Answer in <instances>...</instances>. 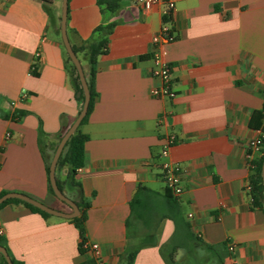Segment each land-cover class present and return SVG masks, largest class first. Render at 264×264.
Returning a JSON list of instances; mask_svg holds the SVG:
<instances>
[{"label": "crops", "instance_id": "0c3cea01", "mask_svg": "<svg viewBox=\"0 0 264 264\" xmlns=\"http://www.w3.org/2000/svg\"><path fill=\"white\" fill-rule=\"evenodd\" d=\"M172 1L175 39L160 46L176 91L170 100L150 95L160 85L151 53L163 3L145 11L137 0H118L111 12L97 0H67L71 47L113 23L106 52L96 59L93 108L78 126L88 137L75 175L89 202L87 246L78 252L70 219L8 203L0 208V238L17 263L124 264L136 245L126 225L130 200L140 185L163 192L159 153L163 138L174 134L168 159L180 167L182 192L175 198L182 218L190 234L216 246L221 257L219 245H225L224 259L214 254L210 264H264V211L251 208L246 190L248 164L260 156L247 143L264 123V0ZM60 14L61 0H0V193L70 212L49 193L46 173L60 132L82 105L65 68ZM76 57L87 77L84 52ZM65 175L66 168L56 173L60 180ZM64 195L77 198L67 188ZM153 204L167 214L161 197ZM154 232L156 245L140 247L131 264H165L159 246L172 238L173 221L161 219ZM90 244L98 245L99 258ZM182 255L178 251L177 259Z\"/></svg>", "mask_w": 264, "mask_h": 264}, {"label": "trees", "instance_id": "16d2710c", "mask_svg": "<svg viewBox=\"0 0 264 264\" xmlns=\"http://www.w3.org/2000/svg\"><path fill=\"white\" fill-rule=\"evenodd\" d=\"M99 6H105V8L111 12H114L118 7V0H97ZM44 8H46L44 6ZM167 18H162V21H166ZM113 27V23L106 25H99L93 31L91 35L90 41L80 47H72L75 55L79 52H84V56L87 58L89 71L87 73L86 83L88 86V90L90 93V99L88 103V108L86 115L82 119L81 124H83L93 108V102L95 98V92L93 88V77L96 71L95 64L96 59L99 55L104 54L106 52L107 43H108V35L110 34ZM173 29V28H172ZM65 68L70 77V80L73 84L74 94L76 100H78L81 104L83 102V92L81 89V85L79 82V78L76 72L75 67L71 63L68 56H66L65 60ZM31 73L35 74V70L31 69ZM264 112V109H263ZM16 114V113H14ZM264 119V113L262 117ZM263 126V125H262ZM261 126V129H262ZM67 130V127H64L58 136V140L62 137L64 132ZM263 136L259 139L260 141V156L258 159H254L249 162V179L248 182L250 184L249 195L251 198V208L258 209L264 211V186L261 178V164H262V155L264 153V129ZM88 139L87 135L83 134L79 128L75 130V132L68 138L66 141L63 150L58 158L56 169H55V178L56 185L58 189L64 194V188H67L69 191L76 192L77 198L71 199L78 208V215L70 221L74 224L76 229L78 230V235L80 238V242L78 245V252H84V244L86 242L85 237V220H86V210L89 207V202L86 201L82 196V190L80 184L75 180L76 171L78 168L83 166L84 163V144ZM57 144L53 147L52 151L56 148ZM51 161V160H50ZM50 161L46 164V173L48 177L49 164ZM62 168H66V175L63 180H60L56 177V173H58ZM48 181V191L50 194H53V191ZM6 192H1L0 196L5 194ZM161 197L163 199L165 208L164 211L167 214L160 213L158 214V206L153 204V201L157 198ZM176 196H173L171 192L164 186V190L162 193L153 191L144 186H138L132 199L130 200V218L126 222L128 229V238L135 237L139 241L135 242V246L130 247L125 252V263L131 264L137 250L143 246H155V228L157 227L159 221L161 219L168 217L174 223V234L172 238L159 246V253L161 258L163 259L165 264H185V261L182 258L177 259L178 251H182V256H190L193 262L198 263V254L197 247L203 246V248L208 253V260L203 262V264L211 263V259L214 258L215 254L219 260H223L226 254L224 243L220 244L219 247L223 252V256L221 257L219 253L217 254L216 246L206 245L200 242L197 237H193L189 231L188 222L184 221L180 212V208L177 207L176 204ZM8 203H20L24 207L28 208L32 212H36L41 216L47 218L50 217L49 214L31 206L30 204L23 202L18 199H8L0 204V208ZM158 219H155V214ZM144 230V231H143ZM142 231V232H141ZM180 233V237L177 235ZM0 246L5 248L4 241L0 238ZM6 249V248H5ZM7 251V249H6ZM8 253V252H7ZM226 253V252H225ZM9 255V253H8ZM10 257V256H9ZM13 264L17 263L13 258H11ZM0 264H6L3 256L0 254ZM89 264V263H84Z\"/></svg>", "mask_w": 264, "mask_h": 264}, {"label": "built area", "instance_id": "2783aa9c", "mask_svg": "<svg viewBox=\"0 0 264 264\" xmlns=\"http://www.w3.org/2000/svg\"><path fill=\"white\" fill-rule=\"evenodd\" d=\"M141 8L148 11L153 8V6L163 3L164 7L162 10V18H167L166 21H162L160 30L157 35L152 38V43L154 45L153 51L151 53L152 60V75L160 81L158 87L150 89V95L156 98H166L174 99L176 97V91L172 87V76L171 67L163 59V52L160 46L165 43L172 42L175 39L174 31L172 29V13L174 10V3L172 0H137ZM38 52L35 53L37 58ZM33 69V68H32ZM25 97L22 95L21 98ZM264 113V112H263ZM264 123L262 129H260V136L254 140L247 143L250 150L260 154V141L259 139L263 136ZM10 134L6 132L5 139H8ZM176 141L174 134H167L163 138V146L160 150L159 156L161 159L160 163V174L164 186L171 192L173 196H178L182 192L181 188V172L180 167L177 164L170 162L168 159L169 149L174 145ZM80 171V168L77 169ZM251 189L249 182L246 184V190L249 192ZM86 247L87 245L84 244ZM89 248L93 251L94 255L99 258V248L97 244H90ZM233 247H229V251H232Z\"/></svg>", "mask_w": 264, "mask_h": 264}, {"label": "water", "instance_id": "95a60500", "mask_svg": "<svg viewBox=\"0 0 264 264\" xmlns=\"http://www.w3.org/2000/svg\"><path fill=\"white\" fill-rule=\"evenodd\" d=\"M66 20H67V0H61V14H60V36H61V41L64 46V49L66 51L67 56L69 57L71 63L76 69L79 82L81 85V89L83 92V102L80 108L79 113L77 114L76 118L72 122V124L68 127V129L64 132L62 137L60 138L54 153L52 155L50 164H49V171H48V179H49V184L50 187L53 191L54 196L63 202L66 206L69 207L70 212H63L60 210H55L53 208H50L46 205H44L42 202L33 199L29 196H26L21 193L17 192H7L3 195L0 196V204H2L4 201L8 199H18L23 202H26L30 204L31 206L51 215V216H56L64 219H72L78 215V208L76 204L67 196H65L57 187L56 185V178H55V169H56V164L58 161V158L63 150V147L68 140V138L75 132V130L78 128L80 125L82 119L86 115L87 108H88V103L90 99V93L88 90V86L86 83V78L83 72V69L80 65V62L78 61L75 53L72 50V47L69 44L67 34H66ZM261 178H262V183L264 186V153L262 155V164H261ZM0 254L3 256L6 264H13L6 249L2 246H0Z\"/></svg>", "mask_w": 264, "mask_h": 264}, {"label": "rangeland", "instance_id": "374dc122", "mask_svg": "<svg viewBox=\"0 0 264 264\" xmlns=\"http://www.w3.org/2000/svg\"><path fill=\"white\" fill-rule=\"evenodd\" d=\"M152 188L155 189L156 187H155V186H152ZM130 240H131L132 242H135V241L138 242V241H139V240H138L137 238H135V237L130 238ZM197 254H198V258H199L197 264H203V262H205V261L208 260V257L205 255V253H203V251L199 250V251L197 252ZM182 260L185 261V264H196V262L194 263L193 260H192V258H191L190 256L186 257V256L184 255V256L182 257ZM206 264H210V263H206Z\"/></svg>", "mask_w": 264, "mask_h": 264}]
</instances>
